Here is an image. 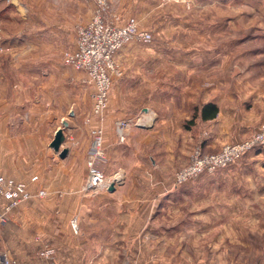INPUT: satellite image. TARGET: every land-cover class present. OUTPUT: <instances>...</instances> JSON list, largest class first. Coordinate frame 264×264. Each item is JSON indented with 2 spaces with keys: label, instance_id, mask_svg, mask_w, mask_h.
Instances as JSON below:
<instances>
[{
  "label": "rangeland",
  "instance_id": "obj_1",
  "mask_svg": "<svg viewBox=\"0 0 264 264\" xmlns=\"http://www.w3.org/2000/svg\"><path fill=\"white\" fill-rule=\"evenodd\" d=\"M105 1L108 22L124 24L134 18L153 35L150 44L134 42L118 53L110 99L116 82L129 78L124 95L132 103L151 104L146 108L152 124L166 119L167 125H180L188 163L197 147L216 153L260 129L264 123V0ZM98 9V0H0V66L12 67L15 56L14 63L21 68L34 65L40 81L55 68H67L63 55L75 48L80 26L90 23ZM2 37L13 42L8 45ZM15 77L29 79L22 70ZM92 94L87 90L85 117L92 111ZM207 94L219 103L222 121L197 118L190 124ZM185 97L194 99L197 107ZM135 105L131 118L119 120L129 122L127 129L148 124L141 110L144 104ZM160 133L150 146H141L140 141L134 149L172 148L174 143ZM178 171L172 173L174 178ZM171 192H176V198L166 202L165 215L155 220L160 232L150 234L146 251L105 250L104 244L124 243L125 237L80 223L73 228L76 219L71 220V233L65 238L85 246V260L91 264H132L140 257L143 264H264V148L214 174L176 183Z\"/></svg>",
  "mask_w": 264,
  "mask_h": 264
},
{
  "label": "crops",
  "instance_id": "obj_2",
  "mask_svg": "<svg viewBox=\"0 0 264 264\" xmlns=\"http://www.w3.org/2000/svg\"><path fill=\"white\" fill-rule=\"evenodd\" d=\"M2 39L8 45L13 42L8 37ZM14 52L15 48L10 53ZM12 58V67L0 66V175L28 184L36 196L12 209L5 222L0 221L1 251L16 257L20 264H44L37 251L48 246L55 250L53 264H91L85 260L88 249L80 242L65 238L71 233L73 219L87 229L108 228L125 237L124 243L104 244L105 250L146 251L150 246L147 242L150 234L160 232L155 220L165 215L166 202H174L176 198V192H171L176 185L172 173L188 163L189 150H182L180 125H167L166 119L152 124L153 117L146 108L151 104L132 103L124 95L129 90V78L116 82L102 122L107 158L99 163V167L108 179V187L87 192L84 187L89 175L90 133L99 122L87 123L92 111L85 117L86 92L93 91L85 82V73L58 67L40 81L34 65L21 68L14 63L15 56ZM21 70L28 73V80L15 77ZM208 95L198 107L209 102L219 107L214 97ZM186 97L184 101L195 104L194 99ZM135 104H144L141 110L145 112L144 119L148 124L128 128L125 142H120L115 123L131 118L134 114L131 108L136 107ZM220 114L205 121L218 123L222 121ZM180 119L178 116L176 120L179 122ZM64 121H68L67 128H64ZM61 128L66 137L61 150L69 149L64 158L51 148L56 132ZM158 130L163 132L160 133L163 139L174 143L172 148L134 149L140 141L141 146H150L153 137L158 136ZM155 131L157 133H153ZM34 177L38 179L32 181ZM112 183H115L114 191L109 190ZM41 191L46 192L44 197H38ZM7 203L0 198V214L4 213ZM151 219L154 222L151 223ZM138 260L132 264L144 263L141 257Z\"/></svg>",
  "mask_w": 264,
  "mask_h": 264
},
{
  "label": "built area",
  "instance_id": "obj_3",
  "mask_svg": "<svg viewBox=\"0 0 264 264\" xmlns=\"http://www.w3.org/2000/svg\"><path fill=\"white\" fill-rule=\"evenodd\" d=\"M99 9L93 20L80 26L76 46L66 52L64 63L77 71L86 73L87 83L93 87V106L91 117L87 123L92 124L98 120V125L92 127V145L88 155L89 175L84 187L85 191L97 192L106 190L108 179L100 169L99 163L106 161L104 116L109 108L113 78L118 73L116 58L118 53L128 44L139 42L150 44L153 35L139 27L134 18L128 19L124 24L108 22L105 19L107 10L106 1L98 0ZM129 122L117 121L115 129L120 142L126 140V129ZM264 148V123L260 129L248 139L238 143L227 144L219 152L205 153L197 147L187 166L176 173V183L185 184L200 176L214 174L218 170H224L232 166L247 153ZM38 178L34 177L32 181ZM45 191L38 193V197H44ZM36 195L31 193L28 184L14 178L0 175V198L8 203L4 213L0 214V221L5 222L7 214L14 208L20 207L24 202L32 200ZM73 228H77L76 221L72 222ZM55 250L52 247H44L39 252V257L44 264H53ZM0 264H20V261L0 249Z\"/></svg>",
  "mask_w": 264,
  "mask_h": 264
},
{
  "label": "trees",
  "instance_id": "obj_4",
  "mask_svg": "<svg viewBox=\"0 0 264 264\" xmlns=\"http://www.w3.org/2000/svg\"><path fill=\"white\" fill-rule=\"evenodd\" d=\"M218 114L219 107L215 103L209 102L207 105L205 104L201 108H196L193 119L190 120L189 123L194 124L197 118H200L203 121L213 120L217 118Z\"/></svg>",
  "mask_w": 264,
  "mask_h": 264
},
{
  "label": "water",
  "instance_id": "obj_5",
  "mask_svg": "<svg viewBox=\"0 0 264 264\" xmlns=\"http://www.w3.org/2000/svg\"><path fill=\"white\" fill-rule=\"evenodd\" d=\"M64 128L68 127V121H64ZM140 127H143V124H139ZM64 128L58 129V131L56 132L55 138L53 140V142L51 143V148L55 150V152L60 153V156L62 158H64L67 154L69 149L65 148L63 150H61L62 145L65 143L66 137H65V132H64ZM114 186L115 183H112L109 187L110 191H114Z\"/></svg>",
  "mask_w": 264,
  "mask_h": 264
}]
</instances>
